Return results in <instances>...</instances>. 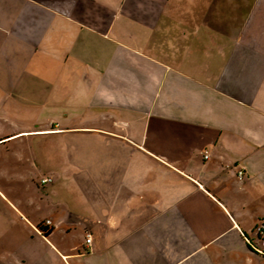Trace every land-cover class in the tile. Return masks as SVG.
Masks as SVG:
<instances>
[{
	"label": "crops",
	"instance_id": "1",
	"mask_svg": "<svg viewBox=\"0 0 264 264\" xmlns=\"http://www.w3.org/2000/svg\"><path fill=\"white\" fill-rule=\"evenodd\" d=\"M53 96L105 140L69 204L2 170L0 264H264V0H0V147Z\"/></svg>",
	"mask_w": 264,
	"mask_h": 264
},
{
	"label": "rangeland",
	"instance_id": "2",
	"mask_svg": "<svg viewBox=\"0 0 264 264\" xmlns=\"http://www.w3.org/2000/svg\"><path fill=\"white\" fill-rule=\"evenodd\" d=\"M65 97L63 100L61 98L56 100L53 96L59 105L58 109H60L55 114L53 100L50 98L48 104L47 100L44 101V105H48V109L44 110L43 117L48 118V120L42 121V124L32 122L34 117L41 119L39 112L31 114V116L26 113L24 115H16L14 133L17 134L23 126L26 128L25 131L32 133L16 136L10 140L12 142L9 145L0 147V173L3 172L2 170H6L5 174L7 176H13V190L17 191L20 189L22 191L23 188H30L31 204L36 207L52 204L55 199H61L64 204H69L71 200L75 199V186H84V182H78L75 179L80 175L85 176L89 171L86 160L94 158L96 155L92 156L90 153L101 151L90 149L88 144L101 145L99 139L105 140L101 134H93L86 131L80 133L72 131L55 132V128L51 127L49 123L54 124L56 117L65 119L66 117L75 116L76 120L72 127H76L85 126L90 113H92L90 109L83 108L86 110L84 120L79 121L81 112H77L75 108L68 107V105L73 104V101ZM25 102L29 104L30 109L40 105L35 98L28 99ZM99 122L102 123V118H100ZM63 124L66 125L65 123ZM94 124L99 123L95 122ZM3 135L7 134L0 133V137ZM17 157L24 160L22 161L23 165L16 160H12ZM47 179H51L52 184L43 187L40 182ZM42 188H46V190L55 189L51 194L49 193L50 196L45 198V191H42ZM80 199L83 201L85 198ZM253 243L256 249H262L259 242L254 240Z\"/></svg>",
	"mask_w": 264,
	"mask_h": 264
},
{
	"label": "built area",
	"instance_id": "3",
	"mask_svg": "<svg viewBox=\"0 0 264 264\" xmlns=\"http://www.w3.org/2000/svg\"><path fill=\"white\" fill-rule=\"evenodd\" d=\"M203 159H204V161H208L209 160V154L208 153H204ZM229 169H230V167H228V166L225 167V170H229ZM244 176H245V174H244L243 170L237 171L236 177H237L238 181L242 182L243 179H244ZM40 184L42 186H46V185L52 184V180L51 179L43 180ZM47 226H49V223H47ZM258 232L262 233L263 229L259 228ZM247 242H248V245H250L251 248H255L254 247L255 245H254L253 241H249L247 239ZM91 243H92L91 237L87 235L86 238H85V246H84V249H85L86 252L89 251ZM260 244H261V247L264 248V242L260 243ZM254 251L256 253L260 254V255H263V253H262L263 251L262 250H259V249L255 248Z\"/></svg>",
	"mask_w": 264,
	"mask_h": 264
},
{
	"label": "trees",
	"instance_id": "4",
	"mask_svg": "<svg viewBox=\"0 0 264 264\" xmlns=\"http://www.w3.org/2000/svg\"><path fill=\"white\" fill-rule=\"evenodd\" d=\"M247 246H248V245H247ZM248 249H250V250H251V247H249V246H248Z\"/></svg>",
	"mask_w": 264,
	"mask_h": 264
}]
</instances>
